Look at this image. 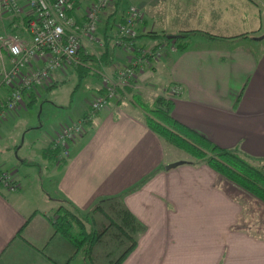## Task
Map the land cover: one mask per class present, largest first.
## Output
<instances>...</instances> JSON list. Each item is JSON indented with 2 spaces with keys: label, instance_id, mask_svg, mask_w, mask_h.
<instances>
[{
  "label": "crops",
  "instance_id": "1",
  "mask_svg": "<svg viewBox=\"0 0 264 264\" xmlns=\"http://www.w3.org/2000/svg\"><path fill=\"white\" fill-rule=\"evenodd\" d=\"M129 4L143 13L135 46L154 49L161 42L165 48L96 113L64 159L55 158L50 142L60 124L85 113L102 91V80L83 109L64 114L52 130L43 128L42 121L26 127L24 135L34 132L25 152L20 153L23 138L19 145L16 140L11 144L13 154L0 150V169L17 184L12 190L0 184V264H111L126 245L118 244L111 227L102 234L107 243L88 255L55 232L50 218L59 205L86 214L110 196H120L142 224L136 245L119 264H264V238L240 224L242 202L231 196L240 187L158 136L133 99L143 95L153 102L178 85L179 94L168 97L177 120L221 147L264 162V0H114L97 29L104 43L112 37L111 42L103 48L84 41L79 51L85 67L94 61L112 80L115 68L130 56L113 44L114 23ZM22 21L6 16L0 23L27 36ZM184 31L190 33L183 37ZM167 34L175 37L162 36ZM3 56L0 67H9ZM81 66L53 70L48 83L7 110L0 118V141L11 122L16 124ZM5 93L1 88L0 97ZM173 161L183 162L166 169ZM102 205L114 214L113 205ZM97 222L105 224L100 218Z\"/></svg>",
  "mask_w": 264,
  "mask_h": 264
},
{
  "label": "built area",
  "instance_id": "2",
  "mask_svg": "<svg viewBox=\"0 0 264 264\" xmlns=\"http://www.w3.org/2000/svg\"><path fill=\"white\" fill-rule=\"evenodd\" d=\"M113 1L0 0V21L6 16L21 17L25 20L28 33L27 36H19L5 30L0 34V57L5 54L10 61L9 67H0V89H6V93L0 97V118L7 110L26 102L24 96L33 89L48 83L53 70L83 62L79 57L82 43L98 42L100 17ZM142 18L141 8L129 4L122 19L116 23L114 43L127 50L130 56L122 66L115 68V80L104 70L101 72L102 91L90 101L81 117L60 124L51 140V149L56 152L58 161L68 155L69 145L85 131L96 113L109 99L119 94L118 89L129 85L137 71L143 69L150 59L159 56L165 48L164 43L154 49L135 46L137 25ZM1 26L7 28L5 22ZM179 92L180 87L174 84L170 86L168 95L172 97ZM0 184L11 190L17 187L11 175L1 169Z\"/></svg>",
  "mask_w": 264,
  "mask_h": 264
},
{
  "label": "trees",
  "instance_id": "3",
  "mask_svg": "<svg viewBox=\"0 0 264 264\" xmlns=\"http://www.w3.org/2000/svg\"><path fill=\"white\" fill-rule=\"evenodd\" d=\"M22 22L25 24V20ZM9 30L10 32H16L14 27ZM24 30H27L26 25ZM193 31L196 30H191V32ZM189 33L190 31H184L183 37H186ZM162 36L165 38L166 35ZM107 40L108 44L109 39ZM181 46L183 47V45ZM29 95L31 96V92ZM133 96L135 104L139 106L136 100L139 99V96ZM171 103L168 97L157 95L151 106L147 108L139 106L143 111L145 124L167 142L203 161L218 174L264 202V165L251 163L247 157L241 155L235 148L221 147L205 135L180 122L171 114ZM53 153L56 154L55 151ZM104 202L113 205L111 213L114 214L111 216L104 209L102 205ZM92 210L106 213V217L110 221L101 227L96 220L92 219L93 222L90 225H93L88 228L85 215L65 205H59L50 217L53 219L54 231L65 236L75 246L76 251L84 249L89 255L94 247L102 244L104 231L109 227L112 229V226L116 227L114 229L116 232L115 239L119 241L118 244H126L111 263L119 264L136 245V235L142 229V224L136 220L130 211L123 207L120 196L102 198L93 206Z\"/></svg>",
  "mask_w": 264,
  "mask_h": 264
},
{
  "label": "rangeland",
  "instance_id": "4",
  "mask_svg": "<svg viewBox=\"0 0 264 264\" xmlns=\"http://www.w3.org/2000/svg\"><path fill=\"white\" fill-rule=\"evenodd\" d=\"M121 1L123 4H125L129 0H121ZM119 21L120 20L114 23V28H115L114 38L116 35V31H117L116 23ZM5 30L8 31L6 27L1 28V23H0V34H2ZM97 38L99 39L98 42L97 43L91 42V45L103 46L104 48L105 47L104 44H107L108 40H105V43H104L103 38L98 33V30H97ZM109 40H110L109 42H111L112 37L109 38ZM113 44H115L114 39H113ZM158 44H161V42ZM3 57L6 59V56H3ZM84 63L81 62L80 64H77L76 66H79L81 64L83 66L79 67V69H76V70L74 69L73 72L69 73L67 76H64V78H61V81H58L56 86L48 90L44 100L43 98L40 99L39 102H37L38 104L36 103L32 108L28 109L27 113L25 115H22L23 117L20 116L17 119L16 124L14 122H11L10 125L6 127L5 136H3L2 141H0L1 152H4V153L7 152V153L13 154V150L16 147H13V145L11 144L16 140V143H18L19 145V143L22 140L21 138H23L21 142L23 143V145H22V149L20 152L22 154L23 152L26 151L25 146L27 144V138L31 137V134L34 132V131H30L24 135V130H26V127H29L30 125L35 126L40 121H42L44 124L43 128L49 131V130H52V128L56 125V123H58L59 120H61L64 114H70V115L76 114V112L79 113L83 109V103L91 97V94L94 92L95 88L100 86L101 72L103 71V69L98 67L97 64L96 66L93 65L96 63L94 61H89L90 64L87 63L89 67H85L84 65L86 63L85 64ZM93 69H95L96 71H94ZM97 71H100V72L98 73ZM169 89L170 87L168 88L166 94H164L165 97L170 96L168 95ZM24 97L25 99H28L26 95ZM136 100L139 106H141L142 108H147L151 106V103H152L148 100L146 96H143V95L139 96V99H136ZM7 146H9V148ZM50 149H51V142H50ZM187 154L189 155L190 159H192L193 161L203 162L201 160L196 159L189 153ZM14 156H16L15 153H14ZM248 160L255 165H264V162L262 161H253L251 159H248ZM20 167H22L21 169L23 171H26V172L28 171V169L26 168L24 164L20 165ZM236 189H238L236 190V193L237 191L238 193L236 195L233 194L231 196H233L234 199H237L236 196H238V198L242 202L243 215H242L240 224L244 225L247 228V230H250L254 234H257L264 238V202L241 187L236 188ZM94 214L97 215L95 216L96 219L98 218L97 221H99V218L105 221V223H108L110 221V219L108 217L105 218V216L102 213L101 215L99 210L94 211L91 208L88 213L83 214L86 216V219H87L86 224L88 228H91V226L93 225V224L92 225L90 224L93 222L92 216ZM112 227H113V230L116 229V227L114 226ZM105 243L107 242H103L102 244H105Z\"/></svg>",
  "mask_w": 264,
  "mask_h": 264
},
{
  "label": "water",
  "instance_id": "5",
  "mask_svg": "<svg viewBox=\"0 0 264 264\" xmlns=\"http://www.w3.org/2000/svg\"><path fill=\"white\" fill-rule=\"evenodd\" d=\"M174 37H175V35H172V34H167L166 35V38H168V39H171V38H174ZM182 162L183 161H173V162H169V163L165 164V168L166 169H169V168L175 167L176 165H178V164H180Z\"/></svg>",
  "mask_w": 264,
  "mask_h": 264
}]
</instances>
